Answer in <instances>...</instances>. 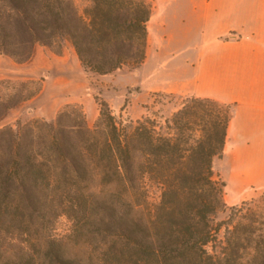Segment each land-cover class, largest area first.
I'll return each mask as SVG.
<instances>
[{
    "label": "trees",
    "instance_id": "trees-1",
    "mask_svg": "<svg viewBox=\"0 0 264 264\" xmlns=\"http://www.w3.org/2000/svg\"><path fill=\"white\" fill-rule=\"evenodd\" d=\"M85 1L81 11L75 0H0V54L23 63L37 45L68 42L100 75L142 65L152 5ZM26 98L0 89V120ZM100 105L93 127L67 105L54 122L0 129V264H264V204L219 217L226 184L214 159L230 104L187 96L163 123Z\"/></svg>",
    "mask_w": 264,
    "mask_h": 264
},
{
    "label": "rangeland",
    "instance_id": "rangeland-1",
    "mask_svg": "<svg viewBox=\"0 0 264 264\" xmlns=\"http://www.w3.org/2000/svg\"><path fill=\"white\" fill-rule=\"evenodd\" d=\"M75 2L81 11L87 4L85 0ZM173 20L168 16H152L148 23V54L144 63L139 67L124 66L106 75L86 69L68 42L61 47L37 45L33 56L23 63L0 54V81L10 82L9 88L7 84L0 87L1 92L27 96L0 120V129H17L19 123L34 119L54 122L67 105L82 109L87 123L93 127L100 114L101 101L108 103L119 120L152 116L163 123L197 87L195 82L187 81L191 64L186 63L187 53L182 52L185 45L176 46L180 41ZM180 52L183 56L175 57ZM214 170L226 184L227 209L220 213V218L227 217L231 206L246 200L254 199L264 204V189L254 185L241 188L232 177H225L228 163L224 152L215 157ZM156 192L154 190L152 196L157 198ZM71 225L70 219L62 215L56 225L57 233H68Z\"/></svg>",
    "mask_w": 264,
    "mask_h": 264
},
{
    "label": "crops",
    "instance_id": "crops-1",
    "mask_svg": "<svg viewBox=\"0 0 264 264\" xmlns=\"http://www.w3.org/2000/svg\"><path fill=\"white\" fill-rule=\"evenodd\" d=\"M147 1L149 22L154 15L174 19L176 46L185 45L191 64L187 81L197 84L191 96L232 105L225 177L264 189V0Z\"/></svg>",
    "mask_w": 264,
    "mask_h": 264
}]
</instances>
